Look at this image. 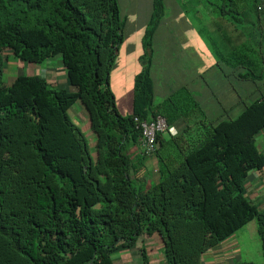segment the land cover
<instances>
[{
  "label": "trees",
  "instance_id": "16d2710c",
  "mask_svg": "<svg viewBox=\"0 0 264 264\" xmlns=\"http://www.w3.org/2000/svg\"><path fill=\"white\" fill-rule=\"evenodd\" d=\"M188 1L218 11L247 38L223 59L253 80L237 117L209 120L187 86L154 105L153 39L166 0H152L129 115L119 112L110 83L128 22L118 0H0V264H115L143 234L162 237L167 264H202L206 251L253 219L264 255V206L245 194L249 172H264L263 0ZM53 57L71 89L9 65ZM77 102L95 156L68 113ZM157 115L179 133L158 135V148L133 163L126 147L142 141L135 117ZM148 257L143 247L141 264Z\"/></svg>",
  "mask_w": 264,
  "mask_h": 264
},
{
  "label": "crops",
  "instance_id": "0c3cea01",
  "mask_svg": "<svg viewBox=\"0 0 264 264\" xmlns=\"http://www.w3.org/2000/svg\"><path fill=\"white\" fill-rule=\"evenodd\" d=\"M128 1L132 2L130 8H128ZM135 1L137 0H126L123 5L119 2L121 13L128 18L125 27V35H128L127 42L124 45L126 41V39H124L118 55L116 56V63L113 66V68L120 67L119 69L121 70L122 65L123 70L126 71V77L129 78V87H127L126 84L124 90L120 89L121 98L125 100L123 106L127 108L123 112L119 109L118 103L120 92H113L116 105L118 104L117 108L123 115L127 114L126 112L131 113L133 110L135 77L142 70L139 58L143 54L141 39L152 11V0H150L149 16L141 18V16H139V10H136ZM179 1L180 3L176 0H170L169 3L167 0L169 6L174 8V10L166 11L165 17L153 39L154 53L153 57H151L153 58L151 76L154 83V105L164 101L170 93L176 91L180 87L187 86L193 91L201 107L206 105L205 99L209 98L208 105L217 109L215 112L210 110L205 112L209 120H214L216 118H232L229 113L230 109L236 111L239 109L237 108L238 106L244 108V105L248 104L245 99L247 100L251 97L253 80L250 76H246L245 73L248 71L245 67L242 68L240 65L235 67L233 64L223 59H225V55L234 52L236 48L244 44L247 38L244 34L242 35L240 31L230 26V23L224 19L218 11L209 12V14L205 13L204 15L202 14L203 12H200V7L202 6L200 2L191 3L188 0ZM258 26L262 29V50H264V13L262 14V19L259 20ZM48 61L45 67L40 66L37 73L41 72V75L53 84L62 80V85L58 86L71 89L67 81L65 68H63L64 65L61 67L60 60L53 57ZM259 61H261L260 65L264 68V52H262V59H259ZM21 63L23 62L14 59V61L9 62V65L17 64L19 66L22 65ZM56 63H58V65H55ZM179 71L180 73L178 74ZM181 74H183L182 79L180 78ZM209 74H215V76H212V80L205 78L208 77ZM262 74L263 77L259 83H262V86H264V72H262ZM157 76L161 77L157 78ZM160 78L164 80L162 83L163 86L159 91L156 82L157 79ZM10 79L12 80V78ZM215 79H220V81H216ZM211 81L215 82L214 87L210 85ZM254 83H256V81ZM158 94H160L161 97H157ZM155 98H158L159 101H155ZM240 101L243 102L242 105H238ZM72 107L69 109L68 113L74 123L81 126L87 134L90 140V146L93 148V155L95 156V134L90 129L87 111L85 108H79V114H76V112L71 113ZM76 116L83 121L86 120L84 126L79 123ZM192 126H194V124ZM176 127L179 129L178 126ZM182 127L186 128V124ZM166 135L167 133L164 134V136ZM257 143L264 151V131L257 136ZM126 148L127 154L130 156L133 163L137 162L138 159L145 154L141 137L138 144L130 142ZM147 165L153 168L152 164ZM154 171H156V168ZM144 174L145 172L142 171L141 173H137L136 176L142 178ZM153 177H149L147 180V188L150 187L151 182H153ZM245 194L264 206V172L253 170L249 172ZM235 233L213 249L206 251L201 258L202 264H236L237 262H241L238 260L240 259V249L238 248V238ZM154 236H157L161 241V257L159 260L155 259L152 251L148 249L151 246L150 243ZM139 241H141V249L137 247L139 246ZM143 247H145L149 256L150 264H167L164 257L163 239L159 234H154L152 236L143 234L132 249L123 248L116 254L114 257L115 264L118 262V264H141ZM122 252L123 254L125 252H130L131 257L128 261L121 257L123 256V254L121 255Z\"/></svg>",
  "mask_w": 264,
  "mask_h": 264
},
{
  "label": "rangeland",
  "instance_id": "374dc122",
  "mask_svg": "<svg viewBox=\"0 0 264 264\" xmlns=\"http://www.w3.org/2000/svg\"><path fill=\"white\" fill-rule=\"evenodd\" d=\"M138 1V2H137ZM136 2V10H139V16H141V18H146L149 16V9H150V0H137ZM170 3V0H168ZM120 2L121 5H123V3L126 2V0H118V3ZM129 6L128 8L131 7L132 2H129ZM152 3V1H151ZM169 3L166 2V7H165V11H169V10H174V8L169 6ZM119 4V5H120ZM206 5H202L200 7V12H203L202 14L205 15L206 13V9H205ZM134 11V10H132ZM148 22V21H147ZM127 37L128 35H125L126 41L124 42V45L127 42ZM57 59L60 60L61 62V67H63V63L61 61V59L59 57H57ZM22 62V61H20ZM22 65H19L18 68L13 69L14 73H22V71L26 72L27 74H30L31 72L33 74L37 73L38 69L41 66H46L48 63L47 61L44 63H39V64H30V63H21ZM29 64V65H28ZM54 65V63H53ZM55 65H58V63H56ZM64 68V67H63ZM120 67H114L112 68L111 71V80L110 83L112 84L111 88L113 89V91H115L116 93L120 92V95L118 96V103H119V109L121 110V112H123L124 110H126L127 108L125 106H123V103L125 102V100L123 98H121V91L120 89L124 90L126 88V84L127 87H129V78L126 77V71L123 70L122 65H121V70L119 69ZM65 70V69H64ZM41 74V72H39ZM38 73V74H39ZM180 73V71L178 72V74ZM18 75V74H17ZM212 74H209L208 77H205L206 79L212 80ZM156 77V76H155ZM161 76H157V78H159ZM180 78H183V74H181ZM8 79V78H7ZM163 78L157 79V86H158V90L160 91L162 88V83H163ZM216 81H220V79H215ZM57 85H62V80H59L58 82H56L54 84L55 87H58ZM212 87L215 86V82L211 81L210 84ZM181 88V87H180ZM168 90V89H167ZM171 94V93H170ZM161 97L160 94H158L157 97ZM159 99L155 98V101ZM205 104L202 107L203 112L205 113L206 111H213L215 112L217 109L209 106V98L205 99ZM118 106V104H117ZM79 108L84 109L83 105H81L79 102H77L76 104L73 105L71 113L76 112V114H79ZM236 111L234 109H230L229 113L231 115L232 118L239 116V114L242 112L243 108L241 106H238ZM129 111V110H128ZM84 113V111H83ZM127 115H129L130 112H126ZM126 115V114H125ZM79 123L84 126L85 125V121H83L81 118L79 119L78 116H76ZM85 117H86V113H85ZM222 117V116H221ZM153 163V161H152ZM155 163V162H154ZM237 236V243H238V248L239 250V254H240V259H238L239 261H250V262H254L255 264H264V255H263V251H262V243H261V238L258 232V225H257V221L256 219L251 220L249 223H247L244 227H242L241 229H239L236 233ZM160 239L157 236H154L152 239V242L150 243V247L148 248L149 250L152 251V253L154 254V258L159 260V258L161 257V251H160ZM141 241H139V246L138 249H141ZM139 253V251H138ZM123 254V252L121 253V255ZM120 255V256H121ZM116 255H114L113 257H115ZM122 258L126 259L127 261L130 259L131 254L130 252H125L123 254V256H121ZM120 258V257H119ZM118 260V259H117ZM121 261V260H120ZM119 263V262H118ZM117 263V264H118ZM134 264V263H132Z\"/></svg>",
  "mask_w": 264,
  "mask_h": 264
},
{
  "label": "built area",
  "instance_id": "2783aa9c",
  "mask_svg": "<svg viewBox=\"0 0 264 264\" xmlns=\"http://www.w3.org/2000/svg\"><path fill=\"white\" fill-rule=\"evenodd\" d=\"M264 7V0L262 8ZM136 127L142 134V145L146 152H154L158 148V135L169 133L172 136L178 134V130L172 124L169 125L167 119L161 115L156 116L153 120H140L135 117Z\"/></svg>",
  "mask_w": 264,
  "mask_h": 264
},
{
  "label": "clouds",
  "instance_id": "9594fccd",
  "mask_svg": "<svg viewBox=\"0 0 264 264\" xmlns=\"http://www.w3.org/2000/svg\"><path fill=\"white\" fill-rule=\"evenodd\" d=\"M166 2H167V0H166ZM158 116V115H157ZM162 116V115H161ZM137 117V116H136ZM164 117V116H163ZM156 118V117H155ZM154 119V118H153ZM153 119H151V120H153ZM151 120H149V121H151ZM174 126V125H173ZM176 127V126H175ZM177 128V127H176ZM178 130V129H177ZM179 133V132H178ZM162 134H166V133H162ZM167 134H169V133H167ZM160 135V134H159ZM171 135V134H170ZM178 135V134H177Z\"/></svg>",
  "mask_w": 264,
  "mask_h": 264
}]
</instances>
